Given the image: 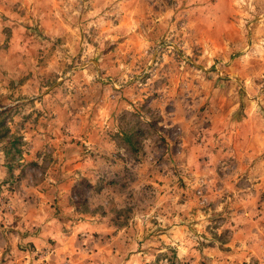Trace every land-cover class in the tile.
<instances>
[{"label": "clouds", "instance_id": "1", "mask_svg": "<svg viewBox=\"0 0 264 264\" xmlns=\"http://www.w3.org/2000/svg\"><path fill=\"white\" fill-rule=\"evenodd\" d=\"M0 264H264V0H0Z\"/></svg>", "mask_w": 264, "mask_h": 264}]
</instances>
